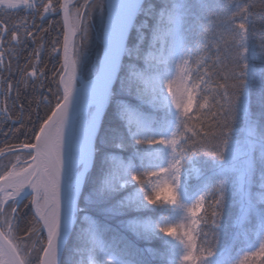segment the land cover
Masks as SVG:
<instances>
[{
	"label": "snow or ice",
	"instance_id": "6c2138e0",
	"mask_svg": "<svg viewBox=\"0 0 264 264\" xmlns=\"http://www.w3.org/2000/svg\"><path fill=\"white\" fill-rule=\"evenodd\" d=\"M258 15L264 0H0V264H65L69 241V264H264Z\"/></svg>",
	"mask_w": 264,
	"mask_h": 264
},
{
	"label": "trees",
	"instance_id": "16d2710c",
	"mask_svg": "<svg viewBox=\"0 0 264 264\" xmlns=\"http://www.w3.org/2000/svg\"><path fill=\"white\" fill-rule=\"evenodd\" d=\"M53 2L55 3L56 0H53ZM27 15V13L25 11H20L18 14H13L12 19L15 20L17 19V16L19 17H23ZM254 19V23L257 26V30L258 33L260 35H264V17L261 16H256L253 18ZM11 22V21H10ZM49 22L51 24L50 27V31L49 34L47 36V40L50 42L53 38L58 37L59 41L62 44L63 41V24H62V19H61V14L59 15H55L49 18ZM90 25L93 28V21L91 23L90 21ZM48 24H45V27H48ZM94 29V28H93ZM133 40V36H131V40L129 41V43ZM50 44L48 45V48H50ZM61 58H62V52H61ZM44 60L46 63H48V67L52 68L53 64H55L57 67L59 66V60L58 59H53L51 61H49V57H48V53L47 51L45 52L44 55ZM260 65L258 64L257 67H259ZM258 85L255 86L252 90V105H251V111L254 114V116L259 117L260 112H261V106L258 103ZM110 113V112H109ZM109 113L108 115L105 117V122H104V126L102 129H104L108 124H110V119H109ZM101 129V131H102ZM21 139H23L21 137ZM4 142V137L0 136V143ZM25 203H27V201H25ZM236 209L235 208H231L229 215H226L225 217V223L228 224L230 221L231 216L235 213ZM235 233V229L234 228H227L225 229V231L222 233L221 238H220V244L222 246H227L230 245L232 243L233 240V236ZM240 246L237 245V248H239ZM64 259V257H63Z\"/></svg>",
	"mask_w": 264,
	"mask_h": 264
},
{
	"label": "rangeland",
	"instance_id": "374dc122",
	"mask_svg": "<svg viewBox=\"0 0 264 264\" xmlns=\"http://www.w3.org/2000/svg\"><path fill=\"white\" fill-rule=\"evenodd\" d=\"M80 3L83 2V0H79ZM100 0H97V3H99ZM155 2H158V0H155ZM61 19H62V14H61ZM140 19L142 20L143 17H140ZM93 21V28L90 25V31H89V39L87 41V48L90 52V63L88 65V67L81 73V75L84 78H90V72L91 69L93 67V65H95L96 63V56L98 53V49H102V45L100 44L99 40H98V33H99V26H100V14H99V10L97 9L94 14H93V19L91 20V23ZM62 24H63V19H62ZM90 24V22H89ZM133 40L135 39V32L133 31ZM79 42V40L77 41ZM132 42V41H131ZM131 42L129 43V46H131ZM119 85L117 84V87ZM145 111H149L148 109H145ZM109 119L110 121H112V114L111 112L109 113ZM110 124H108L104 129H102V131L100 132V136L103 137L105 132L108 130ZM141 246H145L144 244H141ZM151 247H159V242L158 241H154L152 242V244L150 245ZM71 249H72V242L69 241L68 245H67V250L64 252V259L63 261L65 262V264H69V261L71 259Z\"/></svg>",
	"mask_w": 264,
	"mask_h": 264
},
{
	"label": "water",
	"instance_id": "95a60500",
	"mask_svg": "<svg viewBox=\"0 0 264 264\" xmlns=\"http://www.w3.org/2000/svg\"><path fill=\"white\" fill-rule=\"evenodd\" d=\"M133 32L130 34L132 36ZM101 132V131H100ZM64 255V254H63ZM62 259H63V256H62Z\"/></svg>",
	"mask_w": 264,
	"mask_h": 264
}]
</instances>
